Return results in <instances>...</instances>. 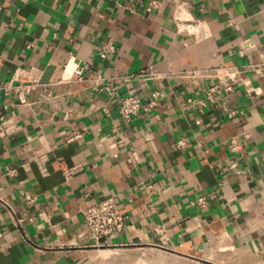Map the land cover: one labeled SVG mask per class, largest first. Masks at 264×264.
<instances>
[{"label":"crops","instance_id":"1","mask_svg":"<svg viewBox=\"0 0 264 264\" xmlns=\"http://www.w3.org/2000/svg\"><path fill=\"white\" fill-rule=\"evenodd\" d=\"M149 1L0 0V85L17 69L41 71L29 105L0 94L11 125L0 136V197L13 211L0 206V264H264V70H251L264 66V0H157L147 13ZM176 14L200 20L209 36L179 33ZM108 40L115 52L100 59ZM219 66L237 67L241 83L190 106ZM146 69L160 78L131 79L114 96L93 90L97 75ZM154 91L149 112L119 118L121 97L146 104ZM242 133L248 142L230 170L227 142ZM108 197L125 229L95 243L81 211Z\"/></svg>","mask_w":264,"mask_h":264},{"label":"built area","instance_id":"2","mask_svg":"<svg viewBox=\"0 0 264 264\" xmlns=\"http://www.w3.org/2000/svg\"><path fill=\"white\" fill-rule=\"evenodd\" d=\"M26 1V0H22ZM161 7L160 2L157 0H150L144 11L149 13L156 11ZM173 19L176 22V28L179 33H185L192 37L195 41H200L209 36L206 26L197 19L190 17H180L178 14L174 15ZM115 45L112 41L108 40L101 44L97 53L100 59H105L115 52ZM243 47L239 53L243 55ZM88 68V64H76L73 73L81 79L82 72ZM264 70V66L252 65L251 70L258 72ZM212 75L215 77L216 82L205 86L202 89V99L188 98L187 102L190 106L201 105L205 103H214L221 100L224 94L230 92L234 86L241 83L240 71L237 67L233 66H219L212 70ZM41 71L30 67L28 69H17L10 77L0 85V94L3 97H13L15 105H29L28 96L41 87L40 83ZM145 78L157 79L160 78L158 73L149 71L148 69L139 71L136 75H128L118 78H105L102 75H97L94 79L93 90L97 93H104L109 96L117 95L118 89L124 83L131 79ZM159 94L154 91L151 94L150 100L146 104H142L139 99L134 95H124L121 97L117 106V113L119 118L125 123L131 122L134 118L138 117L140 112H149L159 102ZM228 119L236 117V111L229 110L226 113ZM11 129L8 121L0 116V136H5ZM116 138H120L115 135ZM249 134L242 133L239 136H233L227 142L229 152L233 155V160L228 164V169L235 170L238 165V159L242 156L243 150L248 142ZM186 142L180 139L175 143L177 149L184 148ZM46 157L44 153L35 152L32 156V162L36 165L41 174H46L45 169ZM73 167L62 171L63 177L67 180L77 169ZM218 186L221 184L220 179H217ZM23 198L28 204H32L35 197L28 193H22ZM197 205L203 206L205 204L204 197H199L196 201ZM0 206L6 209L10 214H13L12 208L9 203L0 197ZM83 226L86 230L88 237L95 243L101 239H113L120 235L125 229V217L122 213L118 201L114 197L105 198L93 205L84 208L81 211ZM16 224L19 226L18 221ZM98 245V244H97Z\"/></svg>","mask_w":264,"mask_h":264}]
</instances>
